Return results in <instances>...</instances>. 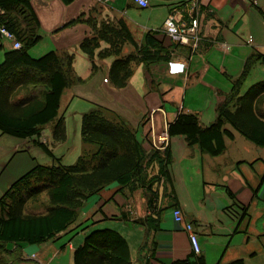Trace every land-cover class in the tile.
Wrapping results in <instances>:
<instances>
[{
  "label": "crops",
  "instance_id": "obj_1",
  "mask_svg": "<svg viewBox=\"0 0 264 264\" xmlns=\"http://www.w3.org/2000/svg\"><path fill=\"white\" fill-rule=\"evenodd\" d=\"M148 1L147 7H141L134 0H31L45 50L73 52L74 71L83 79L65 89L61 99L66 94L69 105L77 98L83 100L88 108L80 114L93 105L105 107L109 116L130 126L146 151L155 147V133L165 130L179 112L197 114L202 126L211 123L217 103L240 74L246 57L252 52L264 54V0ZM93 7H101L102 16L124 20L138 42L152 33L166 50V58L136 64L123 88L112 87L107 81L112 58L101 60L92 71L90 61L78 49L80 41L90 34V27L83 21L71 23ZM171 14L187 22L181 41L164 28ZM1 43L5 49L12 47L4 38ZM132 50L131 44H125L122 54ZM262 65L255 63L251 71L260 74ZM242 88L243 84L241 92ZM21 142L31 147L25 140ZM17 147L15 139L5 148L0 145V190L10 186L14 173L31 165L30 160L18 157L21 153H16ZM167 150L170 183L159 186L154 203L156 211L160 210L156 229L147 230L135 222L148 213L144 192L137 190L125 198L115 193L118 185L111 184L88 200L81 216L85 220L103 207L111 218L73 237L62 233L39 244L8 243L0 264H73L74 248L94 228L118 231L128 243L130 264H226L235 259L257 264L252 261L256 252L247 215L252 206L264 207V174L256 180L264 167L252 160L264 159V152L230 153L227 143L222 154L210 156L196 145H188L182 135L169 137ZM6 157L10 158L3 163ZM12 163L16 171L9 172ZM156 171L154 166L152 172ZM129 207L132 216L126 214ZM173 207H179L184 221L192 223L201 249L198 257L193 256L182 223L175 221ZM95 219L101 220L98 216Z\"/></svg>",
  "mask_w": 264,
  "mask_h": 264
},
{
  "label": "trees",
  "instance_id": "obj_2",
  "mask_svg": "<svg viewBox=\"0 0 264 264\" xmlns=\"http://www.w3.org/2000/svg\"><path fill=\"white\" fill-rule=\"evenodd\" d=\"M261 14L264 17V12ZM81 21L90 27V34L80 41L78 49L90 61L92 71L101 60L112 58L107 69V81L112 87L123 88L136 64H149L167 56L152 33H146L142 42L136 41L124 20L102 16L101 7H93L86 16L80 14L71 23ZM2 27L14 34L20 47L6 49L0 62V134L25 140L44 152L50 162H36L0 195V256L8 243L39 244L62 233L73 237L111 218L103 207L85 220L81 217L88 200L111 184H117L115 193L125 198L143 191L148 213L135 222L144 224L147 230L156 229L160 210L156 211L154 203L159 186L170 183L168 144L163 150L155 146L146 151L125 121L109 116L105 107L93 105L81 113L80 135L82 142L94 148L82 152L74 163L63 164L42 133L49 124L54 142L66 138L64 115L59 114L61 95L83 82L74 71V53L50 50L37 58L30 55V49L42 38L31 0H0ZM1 42L0 35V48ZM125 44L133 46L128 54H122ZM257 62L264 63V54L252 52L246 57L240 74L217 103L211 123L202 126L197 114L179 112L167 123L168 138L182 135L201 153L217 156L226 149L225 138L234 137L233 129L264 147V80L241 92ZM154 166L156 173L152 172ZM126 214L132 216L128 209ZM73 264H130L128 243L114 229L94 228L74 248ZM226 264L244 263L235 259Z\"/></svg>",
  "mask_w": 264,
  "mask_h": 264
},
{
  "label": "rangeland",
  "instance_id": "obj_3",
  "mask_svg": "<svg viewBox=\"0 0 264 264\" xmlns=\"http://www.w3.org/2000/svg\"><path fill=\"white\" fill-rule=\"evenodd\" d=\"M41 34V32H40ZM42 35V34H41ZM44 38L42 37L40 42L32 47L29 51L30 55L34 58H37L46 52L50 51V49L45 50L44 45ZM7 44H4L6 46ZM5 47L0 48V62L3 59V52L5 51ZM261 67H264L262 65ZM264 80V68H261L260 74H257L255 70L251 71V73L246 78L245 82L243 83L242 92H244L252 83L257 81ZM66 91V90H65ZM64 91V92H65ZM70 99L66 94L62 96L61 99V109L59 111L60 115H64L65 126H66V138L64 141L61 142H54L51 138V128L48 125L45 126L43 130V137L46 141H48L54 155L56 157H60L61 162L63 164H72L75 162L76 158L85 150H92L94 148L93 144L84 143L81 140L80 135V112L86 110L88 107L83 100L79 98L75 99L74 102L69 105ZM233 130V129H232ZM5 138L0 139V145L5 148L9 146V143L12 139H15V143L18 144L16 153H21L18 157H23L25 161L30 160L31 165L21 171H18L13 174V163L9 166V172L13 171V176L10 178L12 181L11 183L18 178L20 175L27 172L32 166L38 162L41 164H47L50 162L49 157L42 152L39 148L36 147H27V145L23 144L21 140L13 138L9 135L2 134ZM234 135H236V139H226V146L228 143V151L231 153H243V152H264V147H260L255 145L254 143L248 141L243 136H241L238 132L234 130ZM9 139V140H6ZM14 144V143H13ZM12 146V145H11ZM11 156V154H10ZM10 157H6L3 159V163L7 162ZM253 163H258L261 167H264V159H258L255 157ZM256 160V161H255ZM252 163V164H253ZM12 169V170H11ZM259 166L256 167V172H259ZM238 173V170L236 172ZM16 174V175H15ZM261 175L256 178L257 181H260ZM5 175H8L7 172ZM1 177V176H0ZM10 177V176H9ZM2 180H0L1 182ZM3 189L0 190V195L7 189V187H1ZM5 188V189H4ZM132 209V208H131ZM250 218V237L252 242L255 246L256 254L253 257L252 261H255L257 264H264V207L252 206L249 210L247 218Z\"/></svg>",
  "mask_w": 264,
  "mask_h": 264
},
{
  "label": "built area",
  "instance_id": "obj_4",
  "mask_svg": "<svg viewBox=\"0 0 264 264\" xmlns=\"http://www.w3.org/2000/svg\"><path fill=\"white\" fill-rule=\"evenodd\" d=\"M135 3H137L141 7H147L149 5L148 0H134ZM187 22L185 20H182L181 18L176 17L175 14H171L164 22V28L166 32L171 36H176L179 38V40L184 39V35L187 31ZM0 35L2 39H6L9 41L14 48L20 47V42L15 38L14 34L6 30L5 28H0ZM222 48L224 50L227 49L226 44H221ZM169 138L167 135L166 130H160L155 133V146H158L160 150H163L166 145L168 144ZM129 211L133 215V212L131 208L129 207ZM172 215L175 219V221L182 223L183 229L185 230L189 242L190 247L194 255H199L201 252L200 244L198 241V236L196 231L194 230V227L192 223L188 221H184L182 212L179 207H175L172 210Z\"/></svg>",
  "mask_w": 264,
  "mask_h": 264
},
{
  "label": "bare ground",
  "instance_id": "obj_5",
  "mask_svg": "<svg viewBox=\"0 0 264 264\" xmlns=\"http://www.w3.org/2000/svg\"><path fill=\"white\" fill-rule=\"evenodd\" d=\"M194 71V70H193ZM173 103V102H172ZM153 227V226H152ZM146 232V231H145ZM140 246V245H139ZM141 256V255H140ZM194 256V255H193Z\"/></svg>",
  "mask_w": 264,
  "mask_h": 264
}]
</instances>
